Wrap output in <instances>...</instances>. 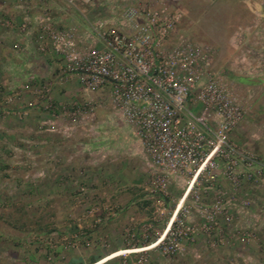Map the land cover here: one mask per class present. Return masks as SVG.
Returning <instances> with one entry per match:
<instances>
[{"label":"rangeland","instance_id":"obj_1","mask_svg":"<svg viewBox=\"0 0 264 264\" xmlns=\"http://www.w3.org/2000/svg\"><path fill=\"white\" fill-rule=\"evenodd\" d=\"M55 1L64 18L78 19L74 7L65 0ZM136 1L94 0L86 18L108 21ZM83 5L76 3L78 8ZM167 7L182 15L179 33L214 50L215 66L227 76L242 105L243 119L232 133L233 140L264 158V0H167ZM46 12L49 19L43 20L60 28L53 23L51 11ZM8 28L0 27V34ZM32 34L34 42L39 27ZM15 66L9 69L0 62V74L14 73ZM23 70L28 74L33 69L29 65ZM51 78H42L36 86L27 80L22 88L8 90L0 76V264H65L69 256L76 259L75 264H86L88 258L98 259L115 247H122L119 252L147 246L165 227L184 192V180L174 179L166 195L151 192L153 165L131 131L112 113L108 90L102 97L90 91L95 96L86 101L73 99L95 105L88 119L73 120L69 106L55 105ZM247 78L260 82L239 81ZM42 86L49 90L48 102L35 94ZM23 92L30 100L21 101ZM9 95L15 98L8 105L4 100ZM40 100L42 106L36 105ZM70 103L63 100L61 104ZM20 111L26 114L19 115ZM25 134L30 138L25 140ZM34 136L43 139L40 146ZM220 186L225 213L218 218L217 238L202 234L192 241L182 240L181 249L173 254L159 245L139 254L117 255L114 263L107 264H135L139 259L142 264H264V182L246 183L236 193L227 181L221 180ZM245 192L250 203L243 206L240 196ZM200 196L207 205L217 194L211 191L207 196L201 191ZM162 198L165 203L159 208L157 201ZM133 200L143 205L131 213ZM188 220L199 221L193 208ZM240 236L247 239L242 241Z\"/></svg>","mask_w":264,"mask_h":264},{"label":"built area","instance_id":"obj_2","mask_svg":"<svg viewBox=\"0 0 264 264\" xmlns=\"http://www.w3.org/2000/svg\"><path fill=\"white\" fill-rule=\"evenodd\" d=\"M65 1L77 9V1L90 4L94 0ZM181 18L180 11L167 7V0L130 3L120 10L114 24L85 18L89 33L101 47H79L74 26L38 23L36 49L60 60V76H75L89 92L107 88L108 104L153 165L150 191L163 196L174 179L184 180V192L155 241L119 251V255L139 254L159 245L163 252L173 254L184 239L192 241L202 234L217 238L218 218L225 213L220 181H227L235 193L246 183L264 182V158L232 138L244 114L237 95L215 66L214 50L177 31ZM12 26L0 17V27ZM26 27V23L20 26ZM48 93L45 86L35 91L47 102ZM14 98L9 95L5 104ZM57 106H69L68 116L84 121L93 115L95 105L89 100ZM201 191L207 196L216 192L217 197L206 205ZM240 197L241 205L250 203L249 193ZM164 203L158 199L157 206L163 208ZM191 208L197 213V223L188 220ZM224 219L228 221L229 216ZM245 237L240 236L242 241ZM135 264H142V259Z\"/></svg>","mask_w":264,"mask_h":264},{"label":"crops","instance_id":"obj_3","mask_svg":"<svg viewBox=\"0 0 264 264\" xmlns=\"http://www.w3.org/2000/svg\"><path fill=\"white\" fill-rule=\"evenodd\" d=\"M62 8L59 6V3H57L55 0H30L29 4L23 3V4H17L16 0H1L0 2V14L3 16H9L12 19L13 26L11 28H8V32H4V34H0V39L4 42L0 41V62L6 63L7 68L11 69L15 64L17 68L18 73L16 75H19L18 77L15 76V70L14 73H6L3 72V76L0 74L2 79L4 80L3 83L6 85L8 90L14 89V88H22L23 84L25 85L27 80L30 82H33L32 84L34 86L38 85L40 80L42 78H51L54 80V88L51 89V96L55 104L62 103L63 100H66L68 102H72L73 99L79 100V101H86V99H90L91 97H94L95 94H89V91H86L83 89L80 84L78 83L77 79L73 75L69 76H60L59 69L61 66L60 60L50 54L49 56H43L39 54L35 48L34 42H33V32H37L38 30V23L43 20L45 17L46 19H49V15H47L46 11H51L53 18L52 21L55 25L58 27H68V26H74L77 30V39L78 43L84 46H97L101 47L100 43H98L89 33L88 27L85 22V18L87 17L86 14H88L90 10V4L86 5L84 4L82 8H77L74 13L77 18H74L72 15H70L69 18H64V13H61L60 11ZM46 13V15H45ZM82 17L83 20L80 19ZM27 21V27L24 30L20 28V26L23 23H26ZM110 24H114L116 22V17L111 18L108 20ZM29 25V26H28ZM31 30V31H30ZM24 31V32H23ZM21 32H23L21 34ZM17 42V43H16ZM19 44L20 49H14V45ZM3 46L5 47V50H3ZM8 49V50H7ZM43 56V57H42ZM31 66L32 72L25 73L23 69H25V66ZM54 70H58L57 74H53ZM20 72L22 74H20ZM26 75H24V74ZM54 77H53V76ZM107 88L104 87L102 89H99L95 91V93L99 92L100 96H105V90ZM103 91V92H102ZM24 93V92H23ZM27 100H30V96H28V93L25 92L24 96L22 98V102H25ZM78 102V101H77ZM41 100L36 102V105L42 106ZM113 109V108H112ZM112 113H116V111L113 109ZM119 118V117H118ZM25 132V129H24ZM68 137L67 134H65ZM28 136V137H26ZM30 138L29 135L24 136V139ZM58 140V139H57ZM33 141L36 145L40 146L43 143V139L40 136H34ZM63 140H59L57 142H62ZM56 142V138H55ZM37 146V147H38ZM136 201H131L130 208L127 211L133 213L136 209L135 206L142 207L143 204H135ZM135 204V205H133ZM122 215V214H121ZM118 215L116 218H112L111 221H115L118 219ZM109 221V222H111ZM110 226V225H109ZM122 247H115L112 252L109 254L103 255L102 257L98 259L94 258H88V261L86 264H107V263H114V259L117 258L118 250H120ZM76 257V256H74ZM76 259L73 258V256H69L66 259L65 264H75Z\"/></svg>","mask_w":264,"mask_h":264},{"label":"flooded vegetation","instance_id":"obj_4","mask_svg":"<svg viewBox=\"0 0 264 264\" xmlns=\"http://www.w3.org/2000/svg\"><path fill=\"white\" fill-rule=\"evenodd\" d=\"M251 80H256V82H250ZM240 82H244L245 84H251V85H255V84H258L260 82V79H257V78H247V79H244V80H239Z\"/></svg>","mask_w":264,"mask_h":264},{"label":"water","instance_id":"obj_5","mask_svg":"<svg viewBox=\"0 0 264 264\" xmlns=\"http://www.w3.org/2000/svg\"><path fill=\"white\" fill-rule=\"evenodd\" d=\"M250 82H256V80H251Z\"/></svg>","mask_w":264,"mask_h":264},{"label":"bare ground","instance_id":"obj_6","mask_svg":"<svg viewBox=\"0 0 264 264\" xmlns=\"http://www.w3.org/2000/svg\"><path fill=\"white\" fill-rule=\"evenodd\" d=\"M119 254H122V252H120V253L118 252V255H119Z\"/></svg>","mask_w":264,"mask_h":264}]
</instances>
